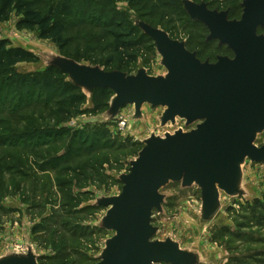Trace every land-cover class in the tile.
I'll use <instances>...</instances> for the list:
<instances>
[{"label":"rangeland","instance_id":"374dc122","mask_svg":"<svg viewBox=\"0 0 264 264\" xmlns=\"http://www.w3.org/2000/svg\"><path fill=\"white\" fill-rule=\"evenodd\" d=\"M52 1L59 2L43 0L38 8L47 13L46 5ZM244 1L184 0V14L166 17L152 26L151 20L140 17L128 0H117V11L130 16L135 32L126 39L136 45L129 51H115L109 45L113 39L108 35L104 39V34L91 46L79 41L69 51H61L52 41L40 39L37 30H19V18L15 15L1 24V39L39 58L37 63L15 66L8 73L11 81L29 78L43 82L50 67L65 70V75L55 82L60 88L59 96L47 105L35 104L27 113L30 119L27 125H16L11 120L10 132L0 129L1 136L20 144L16 149L0 148V262L17 255H31L34 261L11 264H61L51 259L58 255L64 258L66 254L72 255L71 262L84 257L90 260L87 264H97L104 259L109 242L116 236L106 227L112 209L106 202L122 194L123 177L131 172L148 140L190 133L200 122L189 123L182 118L166 122L168 109L149 104L141 108L135 105L117 108L118 97L114 92L101 102L95 95L96 88L82 83L75 74L93 69L127 77L141 73L166 77L168 69L149 30L183 44L202 63L234 59L235 54L228 46L209 40V29L191 16L190 9L205 5L211 11L227 12L230 21H239ZM234 11L235 16L230 17ZM78 30L80 27L73 33ZM258 35L264 36V28L258 30ZM68 85L78 88L75 95H63ZM31 88L36 93L34 101L53 94L42 86ZM20 89L19 85H12L5 92L20 93ZM73 96H78L79 101L70 107L67 102ZM3 118L9 121L8 117ZM254 145L264 147V131L257 133ZM63 154L68 161L62 159L58 170H53V163L49 162ZM68 166L73 167L72 173L65 171ZM69 180H74L71 192L78 196V204L75 208L66 203L65 219L59 214L63 208L61 186ZM160 194L163 200L152 215L156 229L152 241L170 242L194 257L184 264H264V158L241 162L231 191L218 189L209 209L197 183L170 181ZM60 226L63 232L58 234L56 228Z\"/></svg>","mask_w":264,"mask_h":264},{"label":"water","instance_id":"95a60500","mask_svg":"<svg viewBox=\"0 0 264 264\" xmlns=\"http://www.w3.org/2000/svg\"><path fill=\"white\" fill-rule=\"evenodd\" d=\"M190 14L209 29L210 41L228 46L235 58L202 63L183 44L149 30L168 69L166 77L143 73L127 77L93 69L75 74L94 89L112 90L118 97L117 108L149 104L168 109L166 122L176 118L200 122L190 133L148 140L131 172L123 177L122 194L106 202L112 207L106 227L116 236L97 264L192 262L194 257L174 244L152 241L156 234L153 211L163 200L160 190L170 181L197 183L209 209L218 189L231 191L241 162L264 158V147L254 145L257 133L264 131V36L258 35L264 28V0H245L239 21H230L227 12L211 11L205 5L192 7ZM15 261L34 258L17 255L0 264Z\"/></svg>","mask_w":264,"mask_h":264},{"label":"trees","instance_id":"16d2710c","mask_svg":"<svg viewBox=\"0 0 264 264\" xmlns=\"http://www.w3.org/2000/svg\"><path fill=\"white\" fill-rule=\"evenodd\" d=\"M43 0H0V26L1 24L9 22L15 15L19 18L17 28L19 30L38 31L39 38L45 41H52L61 51H69L71 45L75 42L82 41L85 46L94 44L101 34L104 39L108 36L113 39L109 44L115 48V51H129L136 46L133 42H127V37H132L135 32L132 28L130 16L127 13L117 11V0H59V2L52 1L47 4V13L38 8V4ZM132 9H135L140 17L147 18L152 26H156L157 21L162 22L166 17L179 16L184 10L182 5L184 0H128ZM235 16V11L230 13V17ZM118 21V22H116ZM80 27L76 34L74 29ZM71 36H68V35ZM85 49V53L88 52ZM70 57H75V54H69ZM39 58L24 48L11 47V43L7 40L1 39L0 30V129L10 132L11 120L16 125H25L30 119L27 116L28 111L33 106L41 105L43 103L49 104L52 98L59 96V86H55V82L63 77L65 73L54 67H50L45 75L43 82L35 79L21 78L19 82L11 81V76L8 75L15 66L22 63H37ZM12 85H19L21 87L20 93L17 91H8ZM31 86H42L50 90L53 94L45 100L35 99V91ZM78 88L74 85H68L63 90V95L72 94ZM66 91V92H65ZM113 91L110 89L96 88L97 99L101 102L108 100L112 96ZM9 96H13L11 100ZM7 97V98H6ZM79 101L78 96H73L72 101L67 102L69 106H73ZM64 103V102H63ZM46 104V105H47ZM12 106L8 108V106ZM59 105V104H58ZM70 113L68 110L67 114ZM8 117L9 121L7 118ZM27 125V124H26ZM2 129V131H3ZM16 134V133H10ZM29 137V134H24ZM20 144L12 143L9 138L0 135V148L2 149H16ZM28 148V147H25ZM33 148V147H32ZM66 154L50 161L53 163V170H58L62 159H67ZM54 161V162H53ZM68 161V159H67ZM66 172L72 173L73 167L68 166ZM65 185V186H64ZM61 186V197L63 208L59 213L61 218L66 219V203L69 206L77 207V195L71 192L74 186V180H69ZM65 189L68 191L66 194ZM69 217V216H68ZM58 222V219H57ZM61 227V226H60ZM57 233L63 232V226L56 228ZM79 229L75 231V235ZM75 256V255H74ZM72 255L66 254L64 258L61 255L52 258L51 260H59L61 264H87L90 263L88 258L81 257L79 260L75 259L71 262Z\"/></svg>","mask_w":264,"mask_h":264}]
</instances>
